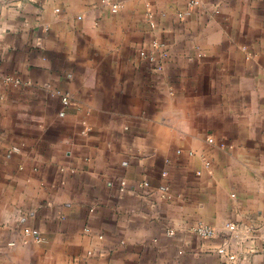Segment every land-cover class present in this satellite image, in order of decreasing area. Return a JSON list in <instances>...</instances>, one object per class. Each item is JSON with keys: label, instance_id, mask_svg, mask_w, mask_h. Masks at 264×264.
<instances>
[{"label": "crops", "instance_id": "crops-1", "mask_svg": "<svg viewBox=\"0 0 264 264\" xmlns=\"http://www.w3.org/2000/svg\"><path fill=\"white\" fill-rule=\"evenodd\" d=\"M118 1L0 0V264H264V0Z\"/></svg>", "mask_w": 264, "mask_h": 264}, {"label": "built area", "instance_id": "built-area-1", "mask_svg": "<svg viewBox=\"0 0 264 264\" xmlns=\"http://www.w3.org/2000/svg\"><path fill=\"white\" fill-rule=\"evenodd\" d=\"M102 2L110 4L114 12H117L121 7V3L118 0H102ZM191 4L193 6H197L200 4V0H191ZM141 54L149 59L151 69H154L156 71H161L163 69V61L161 60L159 54L157 55L156 53L148 52L147 50H142ZM64 101L68 103L69 100L67 97H65ZM208 141L213 142V138H208ZM147 184L148 183L146 182L145 185ZM27 231L29 232L28 228ZM197 231L204 236H211L214 234V229L205 224H200L197 227ZM262 251L264 252V244L262 245Z\"/></svg>", "mask_w": 264, "mask_h": 264}]
</instances>
